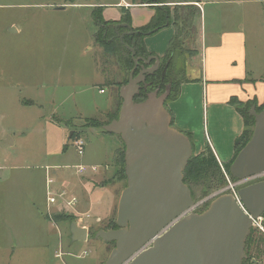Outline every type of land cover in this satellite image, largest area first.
<instances>
[{"label": "rangeland", "instance_id": "374dc122", "mask_svg": "<svg viewBox=\"0 0 264 264\" xmlns=\"http://www.w3.org/2000/svg\"><path fill=\"white\" fill-rule=\"evenodd\" d=\"M65 1L68 2L0 0V134L9 132L8 135L15 137V143L9 146L0 141V163L10 158V162L18 165L0 168V264H102L115 245L96 237V233L110 222L117 225L119 198L127 185L126 178L119 173L125 144L120 136L104 132L90 120L106 121L111 112L119 111L122 99L118 84L129 78L130 72L115 56L106 54L95 40L98 26L91 11L96 0H72L69 3L88 5L54 11ZM250 7L252 11L246 24L247 56L249 64H254L255 68L249 69L248 79H259L264 77V0ZM177 12L182 14L181 9ZM116 15L117 11L109 9L106 18L114 19ZM191 20L183 34L187 50L184 49L176 62L179 80L190 76L185 69L189 48L197 50L199 46L197 15L191 16ZM12 23L18 24L21 31L15 35L5 34V27ZM23 99H32L39 105H26ZM250 128L253 130L254 124H250ZM74 133L86 142L84 155H79L73 145L77 138L72 137ZM107 159L109 167L105 165V172L95 180L100 184L110 178L106 186L107 201L89 217V240L74 241L69 225L73 220L54 223L45 219V167L63 168L83 163L99 164L102 168ZM66 171L74 174V179L79 176ZM94 172L89 169L85 174ZM226 180L224 185L211 177L191 182L195 201L192 212H203L218 195L232 193L231 189H225L229 185L227 177ZM102 193L105 192L102 190ZM48 212L47 217L52 213L51 218L58 221L56 214L69 211L57 207ZM253 238L261 242L253 244ZM262 239L264 216L251 227L243 263L254 258L257 264H264ZM11 244L19 246V250L10 259Z\"/></svg>", "mask_w": 264, "mask_h": 264}, {"label": "water", "instance_id": "95a60500", "mask_svg": "<svg viewBox=\"0 0 264 264\" xmlns=\"http://www.w3.org/2000/svg\"><path fill=\"white\" fill-rule=\"evenodd\" d=\"M134 31L129 26L121 38ZM128 48L134 67L119 91V116L103 125L125 144L127 178L119 198L117 228L96 233L115 244L105 264H243L251 227L264 213V178L240 186L238 199L231 192L223 193L205 211L192 212L195 201L184 172L194 149L190 137L173 126L166 106L171 84L164 92L157 88L135 101L142 85L148 86L147 75L159 70L161 60L156 55L137 57L135 49ZM139 61L153 64L135 74ZM251 113L255 118L252 136L230 165L238 181L264 174V108L257 111L253 105ZM70 226L72 240L88 239L87 227L75 221Z\"/></svg>", "mask_w": 264, "mask_h": 264}, {"label": "crops", "instance_id": "0c3cea01", "mask_svg": "<svg viewBox=\"0 0 264 264\" xmlns=\"http://www.w3.org/2000/svg\"><path fill=\"white\" fill-rule=\"evenodd\" d=\"M161 1L160 3H143L141 0H96L93 4L104 7L103 15L105 18L109 9L117 11L118 15L113 16L114 20L120 19L123 6L129 8L133 29L149 24L157 6H169L172 9L176 6H189L190 10L194 11L199 21V46L197 50L189 48L185 69L186 74L189 73L190 76L186 75V79L181 82L178 96L174 99H167V101H170L167 108L172 114L173 126L191 134L194 153L202 154L207 147H211L218 162L224 168V164L234 158L235 140L246 128L242 113L231 103V99L235 97L243 103L256 101V104H253L256 107L264 104V77L248 79L249 69H254L255 65L252 64L251 66L249 64L247 56L248 31L246 24L248 14L252 11L250 5L255 6L259 4L260 0ZM85 5L88 4H72L65 1L62 5H57L54 11L66 10L68 6L87 7ZM63 6L65 8H59ZM236 20L239 24L235 22ZM173 22L174 20L168 26L157 31L156 36L148 37L147 35L145 37L146 49L153 55L158 56L161 62L165 59L170 44L176 35ZM5 30V34L15 35L21 31V27L16 23H12L7 25ZM160 31L162 32L159 33ZM23 102L30 106L39 105L32 99H23ZM206 118L208 119V125L206 124ZM8 134L9 132H5L3 135L0 134V141L7 146L15 143V137ZM11 140L12 143H10ZM117 149H115V153ZM105 165L109 167L108 159L102 165V168L99 164L97 165L99 170L95 171L93 175L83 174L76 176V179H74V174L66 171L69 169L65 167L47 165L45 167L46 179L47 174L50 173L57 181V186L68 190L71 195L77 196L78 202L71 207L67 206L65 208L57 204L49 209L46 194L47 212L45 219L52 220L54 223L65 222L54 221L51 218L53 217L52 213H50V217H47L48 210H57V207H60L63 210H68V214L74 215L76 217L75 222L80 227L89 228L91 226L89 217L97 213L108 198L106 186L110 184V178L108 177L107 182L103 180L100 184L95 182L96 177L105 172ZM2 167L15 168L18 165L10 162V158H5L4 163H0V168ZM47 167L50 168L49 171ZM102 190L106 194L102 193ZM103 195H106L105 198H103ZM18 247L16 244L9 246L10 259L15 256V252L19 250ZM102 264L105 263L102 261Z\"/></svg>", "mask_w": 264, "mask_h": 264}, {"label": "trees", "instance_id": "16d2710c", "mask_svg": "<svg viewBox=\"0 0 264 264\" xmlns=\"http://www.w3.org/2000/svg\"><path fill=\"white\" fill-rule=\"evenodd\" d=\"M71 1L72 0H68ZM143 3H160L161 0H141ZM103 6L95 5L92 8L91 15L98 26V32L95 34V40L101 45L104 52L108 55L115 56L122 67L129 72L134 67V60L132 58V52L128 48V46L133 47L136 51L137 57L147 58L153 53L149 52L145 46V37L149 34H153L160 29L168 26L172 23V8L169 6H157L155 14L153 15L149 24L144 27L134 29V33L125 34L123 38L121 35L127 31H129V26H131V11L129 8H125L124 6L121 9V17L118 20L114 19H106L103 15ZM178 9H181V13L177 12ZM174 12V26L176 28V35L172 40L170 47L168 49L167 55L165 56V61H163L160 69L154 74L147 75V83L148 86L142 85L139 94L135 96V101H142L147 97V94L150 91H153L159 88L160 92H164L166 89V83L171 84V93L168 98L174 99L179 94L180 84L186 79L183 78L179 80L176 78V71L178 69L176 62L180 58V55L184 52V40L183 34L189 27L191 23V16L195 15L194 11L190 10L189 6H176L173 10ZM182 15V16H181ZM180 19V20H179ZM179 21V22H178ZM127 24V25H123ZM187 50V49H185ZM189 51V50H188ZM192 53V52H191ZM170 60V63L167 68L166 74H163V69L167 61ZM143 61H139V65H143ZM140 68L136 70L137 74ZM129 78L125 79L122 83H119V87L126 84ZM122 99V98H121ZM231 103L242 113L245 119L246 128L243 133L236 138L235 140V155L234 158L238 155L240 150L246 145L249 139L252 136L253 130L250 128V124H255L254 115L250 112V109L253 104H256V101H250L247 103H243L238 98H232ZM167 106V101H166ZM121 108V107H120ZM264 108V104L261 106H257L256 110L260 111ZM119 111L116 109L114 112H111L109 118L106 121H100L91 119L90 121L96 127H102L106 123H109L112 119L117 118L119 116ZM89 120L88 118H86ZM104 132H107L103 129ZM109 133V132H107ZM191 141L192 136L190 133H186ZM77 133H74L72 137H78ZM69 140V139H68ZM71 140V139H70ZM68 144H66L67 147ZM125 152L122 154V158L124 159ZM232 161L224 164V168L218 162L214 152L211 147H207L206 151L202 154H195L190 158L188 165L185 169L184 181L191 186V182H200L205 178L211 177L215 180H220L219 183L223 185L227 182L224 170L228 173L231 179H235L230 172V165ZM125 160H123V167L119 173H122V176L126 178L125 168H124ZM224 169V170H223ZM127 180V178H126ZM264 216V213H263ZM56 220L64 221V219L76 220V217L71 214H56ZM109 228H117V225L109 223L105 229ZM264 240V239H262ZM261 240L258 238H253V244H259ZM114 243V242H113ZM262 252V250L260 249ZM246 261V260H245ZM243 264H257L254 258L250 259L247 263Z\"/></svg>", "mask_w": 264, "mask_h": 264}, {"label": "built area", "instance_id": "2783aa9c", "mask_svg": "<svg viewBox=\"0 0 264 264\" xmlns=\"http://www.w3.org/2000/svg\"><path fill=\"white\" fill-rule=\"evenodd\" d=\"M73 145L79 155H84L85 153V147H86V142L84 138L82 137H77L73 141ZM65 168L72 170L74 173L83 175L85 174L89 169L93 171L98 170L97 165H87V164H75V165H65ZM47 170L49 171L50 168L47 167ZM224 170V169H223ZM224 173L228 179L229 185L225 189L229 190L231 189L232 193L236 196L238 199L237 195V190L240 186L243 184H246L247 182H251L260 178H264V174H260L257 176H253L249 179L246 180H241L238 181L236 179H231V177L228 175V173L224 170ZM46 194H47V201H48V207L49 209L54 206V205H61L64 206L65 208L74 206L78 202V198L75 195H71L68 190L61 188L57 186V181L50 175V173L47 174V179H46ZM195 208V207H194ZM194 208L192 210H194ZM262 218V217H261ZM260 219V218H259ZM257 221V220H255ZM254 221V222H255Z\"/></svg>", "mask_w": 264, "mask_h": 264}, {"label": "flooded vegetation", "instance_id": "af4514ba", "mask_svg": "<svg viewBox=\"0 0 264 264\" xmlns=\"http://www.w3.org/2000/svg\"><path fill=\"white\" fill-rule=\"evenodd\" d=\"M168 62V61H167ZM167 62H166V64H165V66L167 65ZM153 64V62L151 63V64H146V63H144L143 65H139L138 66V68H140V70L142 69V66H145V67H149V66H151ZM162 65V64H161ZM161 67V66H160ZM165 68V67H164ZM160 69V68H159ZM164 70V69H163ZM167 72V71H166ZM166 72L164 73V74H166ZM156 73V72H155ZM168 84L166 83V86H167ZM260 179H263V178H260Z\"/></svg>", "mask_w": 264, "mask_h": 264}]
</instances>
